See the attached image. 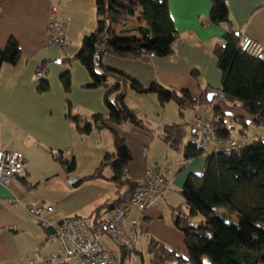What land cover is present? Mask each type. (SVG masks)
<instances>
[{
    "label": "crops",
    "instance_id": "1",
    "mask_svg": "<svg viewBox=\"0 0 264 264\" xmlns=\"http://www.w3.org/2000/svg\"><path fill=\"white\" fill-rule=\"evenodd\" d=\"M124 1L133 7L134 13L128 14L126 8L117 6L110 39L119 44L149 41L151 34L143 35L138 31L139 27H150L141 16L140 2ZM226 2L233 29L264 45L263 0ZM168 3L179 34V39L172 44V55H146L137 59L104 56L103 63L130 73L145 86L157 82L167 89L187 90L194 98L206 90L220 92L223 74L213 51L217 44L224 43L229 26L210 20L212 0H168ZM52 20L60 22L63 46L50 42ZM97 21L96 0H4L0 3V49L5 48L10 38H14L21 49L18 62L4 63L0 70V147L21 151L26 157L23 171L8 185L0 183V264H29L30 260H34L33 264H47L44 259L61 250L60 243L49 241L48 236L55 232L62 219L89 218L97 207L115 200L116 184L105 178H90L104 156L115 152L114 130L126 139L132 152L128 172L133 181L142 179L148 166L161 163L168 165L172 178L170 186L154 204L144 211L133 207L128 212L124 228L132 229L133 222L140 221L138 250L144 251L142 245H148L149 237H154L185 257L188 251L184 235L173 221V210L178 206L174 189L176 186L182 190L189 174L202 172L206 156L186 160L182 152L172 150L166 143L164 127L185 123L187 129L191 128L188 131L194 132L195 119L210 116L216 106L224 114L231 137L241 138L243 145L247 140L264 142V126H257L263 128L262 131L248 136L246 129L253 125L252 116L217 95L212 106L190 109L191 120H188L187 111L181 115L179 108L170 117V110H174L171 102L162 105L155 93L130 90L126 103L150 130L133 124H109L97 129L90 117L96 113L108 115L109 111L106 113L100 102L107 88L99 87L104 88V92L86 87L91 83L86 67L76 60L67 66L66 61L80 50L82 40L95 31ZM171 42L169 40L166 46ZM46 59L50 60L47 73L41 75L38 66ZM57 61L66 63L59 69L61 74L71 70L72 83L67 91L77 89L76 96L68 94L60 103L54 100L49 78L51 65ZM42 78L49 81V88L44 91L39 89ZM75 82L78 87L74 86ZM114 83L110 80L107 85ZM69 114L77 120L70 119ZM154 115L158 116L157 120H153ZM58 152L66 160L75 159L74 170L68 171L57 159ZM111 174L110 169L105 170L107 177ZM29 206L46 207L44 216L48 224L31 216ZM49 207L53 210L49 211ZM113 212H105L102 220L111 218ZM101 245L113 252V245L117 246L105 235L101 237ZM115 254L118 261L119 247Z\"/></svg>",
    "mask_w": 264,
    "mask_h": 264
},
{
    "label": "trees",
    "instance_id": "2",
    "mask_svg": "<svg viewBox=\"0 0 264 264\" xmlns=\"http://www.w3.org/2000/svg\"><path fill=\"white\" fill-rule=\"evenodd\" d=\"M3 1L0 0V3ZM96 1L97 27L82 40L80 50L66 61L71 65L74 60H78L86 67L92 80L86 87L107 88L104 102L108 115L96 113L90 117L97 129L109 124H133L150 130L127 105L126 96L130 90L155 93L162 105L174 102L181 115L201 105H213L214 101H208L207 90L194 98L187 90L167 89L157 82L145 86L130 73L103 63L104 56L108 54L131 59L146 55H172V44L179 39V34L168 0H138L141 16L150 25L149 28L139 27L138 31L143 35L151 34V38L147 42L134 44H119L110 39L112 23L116 22L114 11L117 6L126 8L128 14L134 13L133 7L124 0ZM210 20L217 25L227 24L230 28V32L223 37L224 43L217 44L213 51L223 74L220 93L226 101L248 112L253 118V125L264 126V61L239 49L241 35L233 29L226 0H212ZM169 40L172 42L166 46ZM20 57L18 42L10 38L5 48L0 49V70L4 63L15 64ZM49 62L48 59L44 60L38 66V73L45 75ZM60 79L65 89L69 90L71 70L63 72ZM110 80L115 83L107 85ZM48 88L49 81L42 78L39 89L44 91ZM212 116L218 134L225 138L231 137L224 114L218 107H214ZM68 117L77 120L70 114ZM241 132H244L243 129ZM114 136L115 152L104 156L90 178H105L116 184V198L112 202L106 201L93 211L89 218L94 223L101 221L105 212L115 210L126 202L138 185V181H133L128 172V164L133 156L126 139L115 130ZM190 136L194 138L189 139ZM197 138V132L188 131L185 123L164 127V140L172 150L182 152L186 160L206 156L202 172L189 174L181 190L186 210L182 206L173 210L174 225L184 235L188 255L185 257L178 250L149 237L147 251L137 249V264H203V256L210 264H264V142L253 140L225 154L199 147ZM56 157L67 166L68 171L74 170V158L66 160L60 152L56 153ZM106 169L112 171L109 177L105 175ZM222 207L225 210H221ZM236 214L241 217L242 228L234 221ZM117 246L120 256L115 264H128V254L121 246Z\"/></svg>",
    "mask_w": 264,
    "mask_h": 264
},
{
    "label": "built area",
    "instance_id": "3",
    "mask_svg": "<svg viewBox=\"0 0 264 264\" xmlns=\"http://www.w3.org/2000/svg\"><path fill=\"white\" fill-rule=\"evenodd\" d=\"M264 6V0H263ZM50 42L63 46L64 38L60 22L52 20L50 23ZM104 49V45L101 46ZM239 49L257 59L264 61V45L247 34H242ZM197 132L199 147L214 152L231 153L243 145L238 137H222L218 134L215 119L197 117L193 123ZM26 157L21 151L5 150L0 147V183L8 185L15 176L23 171ZM169 167L165 163L148 166L144 177L138 181L133 194L126 202L114 210L111 218L94 223L90 218L67 217L56 226L54 233L48 236L49 241L57 240L61 250L53 252L44 261L47 264H115V252L105 249L101 245V237L108 236L114 243L121 246L129 256L128 264H136L137 241L140 221L133 222L132 229H125L124 223L128 212L137 207L146 210L161 197L172 183ZM43 206H29L31 216L48 224L44 216ZM49 211L53 209L48 208ZM30 260L29 264H33ZM167 264H178L169 262Z\"/></svg>",
    "mask_w": 264,
    "mask_h": 264
},
{
    "label": "rangeland",
    "instance_id": "4",
    "mask_svg": "<svg viewBox=\"0 0 264 264\" xmlns=\"http://www.w3.org/2000/svg\"><path fill=\"white\" fill-rule=\"evenodd\" d=\"M108 56H113L114 57V55L113 54H108V55H105V57H108ZM57 60H59V58L57 59ZM55 61V60H54ZM53 61V62H54ZM77 62H79L78 60H76V63ZM80 63V62H79ZM64 64H66L65 62L64 63H60L59 61H57V63H52V65H51V72H50V76H49V78H50V80H51V86H52V93H53V97H54V100L55 101H57V102H59L60 103V100H62V99H64V97L66 96V95H68V94H73L74 96H76L77 95V89H76V91H67L66 89H65V87H64V85H63V83H62V81H61V79H60V76H61V71L59 70V69H61L62 67H63V65ZM78 66L80 65V64H77ZM67 66H70L69 65V62H68V65ZM83 67V66H82ZM77 69V68H76ZM75 71H77V70H75ZM83 71H87V70H85V68L83 67ZM77 73H78V71H77ZM79 77L81 78V76L79 75ZM77 79H78V77H77ZM92 81V80H91ZM72 83V82H71ZM74 86L75 87H78V84L75 82L74 83ZM93 89H96L95 91H98V89L97 88H93ZM99 89H102L104 92H105V90H104V88H99ZM99 91H101V90H99ZM101 93V92H100ZM101 95H102V93H101ZM104 95V94H103ZM103 95H102V97H101V100H100V102H101V104L103 105V110H105L106 111V113L108 112V109H107V106H106V104H105V102L103 101ZM171 106L170 107H172L171 109H174V110H170V112H169V116L171 117V116H174V114L178 111V107H177V105L174 103V102H171V104H170ZM191 112V110H188L187 112H186V114H187V119L188 120H191L190 119V116H191V114H189ZM211 115H213V114H211ZM153 117V120H157V115H154V116H152ZM262 129L263 128H261V127H257V126H253V125H249V127L246 129V133H247V135L248 136H250V137H252V136H254L255 134V131H257V132H261L262 131ZM188 130H191V128L189 127L188 128ZM251 141L249 140H247V141H245V144L247 143V144H249ZM175 198H177L178 199V201H176V203H177V207H179V206H182V209L183 210H186V207H185V205L183 204L184 202V196L182 195V193H181V189H178V187H176L175 186ZM176 207V208H177ZM221 210H225V208H221ZM197 220H199V219H197ZM196 220V221H197ZM234 221H235V223H236V225L239 227V228H242V225H243V222H242V220H241V217L238 215V216H235L234 217ZM113 247L115 248V252H117L118 251V247L117 246H115V245H113ZM142 249L144 250V252H146L147 251V245H142ZM201 260H202V263L203 264H210V262H209V260L205 257V256H203L202 258H201ZM167 264V263H166Z\"/></svg>",
    "mask_w": 264,
    "mask_h": 264
},
{
    "label": "water",
    "instance_id": "5",
    "mask_svg": "<svg viewBox=\"0 0 264 264\" xmlns=\"http://www.w3.org/2000/svg\"><path fill=\"white\" fill-rule=\"evenodd\" d=\"M220 96V97H223V94L222 93H220V92H209L208 94H207V97H208V101L209 102H213V100H214V98H213V96ZM62 223V220L60 221V223L59 224H61ZM50 230V229H49ZM53 231H54V229H53Z\"/></svg>",
    "mask_w": 264,
    "mask_h": 264
}]
</instances>
